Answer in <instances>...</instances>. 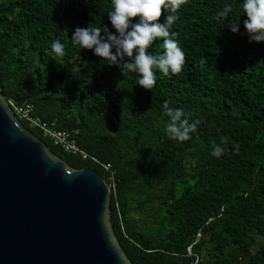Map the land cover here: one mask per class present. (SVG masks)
I'll return each instance as SVG.
<instances>
[{
  "label": "trees",
  "instance_id": "obj_1",
  "mask_svg": "<svg viewBox=\"0 0 264 264\" xmlns=\"http://www.w3.org/2000/svg\"><path fill=\"white\" fill-rule=\"evenodd\" d=\"M239 2L184 0L170 27L182 71L156 70L146 90L71 40L77 26L113 30L111 0H0V95L71 133L88 158L19 120L70 167L110 184L111 227L131 264H264V42L249 40ZM225 3L232 11L218 17ZM149 51L162 52V38ZM165 101L199 119L191 139L167 137Z\"/></svg>",
  "mask_w": 264,
  "mask_h": 264
},
{
  "label": "water",
  "instance_id": "obj_2",
  "mask_svg": "<svg viewBox=\"0 0 264 264\" xmlns=\"http://www.w3.org/2000/svg\"><path fill=\"white\" fill-rule=\"evenodd\" d=\"M109 199L98 173L53 154L0 95V264H131Z\"/></svg>",
  "mask_w": 264,
  "mask_h": 264
},
{
  "label": "clouds",
  "instance_id": "obj_3",
  "mask_svg": "<svg viewBox=\"0 0 264 264\" xmlns=\"http://www.w3.org/2000/svg\"><path fill=\"white\" fill-rule=\"evenodd\" d=\"M184 0H111V8L106 24L99 27H75L71 34L73 44L88 49L108 64L114 65L121 74H132L134 85L151 90L156 83L155 71L168 75L182 71L185 54L175 39L177 33L170 27L178 19V10ZM238 7L246 15L244 28L250 41L264 42V0H240ZM164 13L163 21L159 18ZM232 11L229 3L218 10V17H227ZM133 18H136L135 21ZM231 32L239 30V22H229ZM162 38L163 51L153 54L150 46ZM57 56L65 54V44L59 40L50 43ZM168 122L165 134L171 140L183 142L191 139L197 130L199 119H189V113L180 107H170L165 101L162 105ZM223 148L213 143L211 155L219 157Z\"/></svg>",
  "mask_w": 264,
  "mask_h": 264
},
{
  "label": "built area",
  "instance_id": "obj_4",
  "mask_svg": "<svg viewBox=\"0 0 264 264\" xmlns=\"http://www.w3.org/2000/svg\"><path fill=\"white\" fill-rule=\"evenodd\" d=\"M7 103L18 120L28 121L31 123V125L40 128L42 135L49 138L54 145L60 147L65 153H78L82 156L83 159L88 158V156L77 147L76 141L71 133L53 130L52 128H49L45 123L41 122L40 119L32 118L30 116L31 106H16L12 101H7ZM72 134L75 135L76 132ZM104 168L110 172L109 179H112L113 173L109 170V166L105 165Z\"/></svg>",
  "mask_w": 264,
  "mask_h": 264
},
{
  "label": "bare ground",
  "instance_id": "obj_5",
  "mask_svg": "<svg viewBox=\"0 0 264 264\" xmlns=\"http://www.w3.org/2000/svg\"><path fill=\"white\" fill-rule=\"evenodd\" d=\"M107 184V186H108V188L110 187V184H108V183H106ZM110 189V188H109Z\"/></svg>",
  "mask_w": 264,
  "mask_h": 264
}]
</instances>
